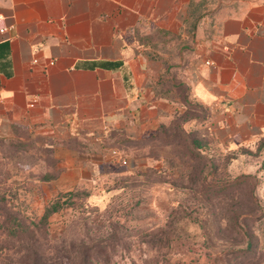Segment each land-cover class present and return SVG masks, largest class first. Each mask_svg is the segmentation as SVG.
Here are the masks:
<instances>
[{
  "label": "crops",
  "instance_id": "0c3cea01",
  "mask_svg": "<svg viewBox=\"0 0 264 264\" xmlns=\"http://www.w3.org/2000/svg\"><path fill=\"white\" fill-rule=\"evenodd\" d=\"M3 26L0 146L52 147L43 183L100 171L109 133L155 138L185 106L174 81L209 139H264V0H0Z\"/></svg>",
  "mask_w": 264,
  "mask_h": 264
},
{
  "label": "rangeland",
  "instance_id": "374dc122",
  "mask_svg": "<svg viewBox=\"0 0 264 264\" xmlns=\"http://www.w3.org/2000/svg\"><path fill=\"white\" fill-rule=\"evenodd\" d=\"M201 114L188 97L155 138L109 133L135 165L109 156L62 189L36 178L52 147L1 145L0 264H264V149L217 144Z\"/></svg>",
  "mask_w": 264,
  "mask_h": 264
},
{
  "label": "trees",
  "instance_id": "16d2710c",
  "mask_svg": "<svg viewBox=\"0 0 264 264\" xmlns=\"http://www.w3.org/2000/svg\"><path fill=\"white\" fill-rule=\"evenodd\" d=\"M166 81L168 82V81H169V78H168V80H167V79H166V76L163 74V75L161 76V79H160V83L162 84L163 87H165L164 84H165ZM172 84L176 85V90H175V91H177L176 93H177L178 95L180 94V89H181L182 87H184L183 89H185V93H184L183 95H181V98H180V99H181V102H183L184 105H185L186 103H188V88H187V86H185L182 82L176 83L175 81L172 82ZM181 86H182V87H181ZM179 114H180V113H179ZM179 114H177V115H179ZM177 115H176V116H177ZM176 116H175V117H176ZM175 117H174V118H175ZM193 140H194V142L198 143L197 146H200V147L202 146V144H203L202 141H199V140L196 141L195 138H194ZM258 148H259V149H260V148L264 149V139L261 140V141L259 142V144H258ZM1 152H2V150H1ZM55 174H56V172L45 171V172L41 173L40 176L43 177V178L49 179V178H51V177H54ZM0 186H1V182H0ZM5 190H6V188H4L2 192H4ZM59 207H60V204H58L57 202H53V204L50 206V208L47 207V208L45 209V211H44L42 217H43V218L47 217L51 211L53 212V211L59 209Z\"/></svg>",
  "mask_w": 264,
  "mask_h": 264
},
{
  "label": "built area",
  "instance_id": "2783aa9c",
  "mask_svg": "<svg viewBox=\"0 0 264 264\" xmlns=\"http://www.w3.org/2000/svg\"><path fill=\"white\" fill-rule=\"evenodd\" d=\"M6 26H3L0 28V31L6 30ZM53 61H50L52 63ZM107 153L115 158L118 163L129 166V165H135V161L130 160L125 154L121 152L119 147L113 146L109 147Z\"/></svg>",
  "mask_w": 264,
  "mask_h": 264
}]
</instances>
